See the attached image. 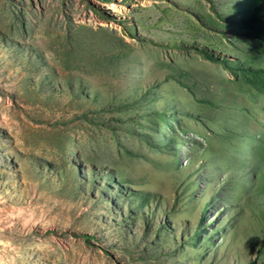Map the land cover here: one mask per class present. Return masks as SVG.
<instances>
[{
  "label": "rangeland",
  "instance_id": "rangeland-1",
  "mask_svg": "<svg viewBox=\"0 0 264 264\" xmlns=\"http://www.w3.org/2000/svg\"><path fill=\"white\" fill-rule=\"evenodd\" d=\"M0 264H264V0H0Z\"/></svg>",
  "mask_w": 264,
  "mask_h": 264
}]
</instances>
